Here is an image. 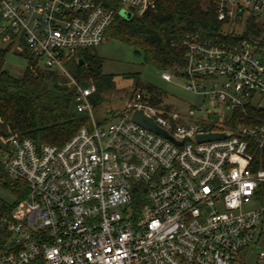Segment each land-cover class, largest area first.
<instances>
[{"label":"built area","instance_id":"1","mask_svg":"<svg viewBox=\"0 0 264 264\" xmlns=\"http://www.w3.org/2000/svg\"><path fill=\"white\" fill-rule=\"evenodd\" d=\"M118 2L107 9L94 0H0L1 30L24 38L38 65L75 87L77 111L91 120L61 147L13 136L0 151L2 170L28 186L7 222L13 239L0 264H245L242 252L264 216V207L245 210L264 184L248 137L263 148L264 118L223 126L236 113H264L263 41L186 36L183 66L162 79L184 80L198 100L190 115L207 112V122H187L137 92L115 123L100 126L92 117L96 87H81L66 65L104 44L123 11L142 17L153 7ZM217 15L226 26L250 17L264 23V0H219ZM137 111L175 142L133 122ZM222 132L233 136L197 141Z\"/></svg>","mask_w":264,"mask_h":264},{"label":"trees","instance_id":"2","mask_svg":"<svg viewBox=\"0 0 264 264\" xmlns=\"http://www.w3.org/2000/svg\"><path fill=\"white\" fill-rule=\"evenodd\" d=\"M104 8H120L118 0H94ZM153 7L142 17L133 16L130 20L117 18L106 33L131 46L135 54L146 64L156 67L160 72H173L182 67L186 48V36H199L201 39L238 42L245 39H262L264 35L254 20L248 23V29L242 35L228 36L226 23L218 21L217 2L209 0L208 9L202 7V0H152ZM1 29V24H0ZM252 32V33H251ZM264 34V33H263ZM8 35V34H7ZM21 40L27 51V67L22 76H14L5 70L8 49L0 48V151L12 136L27 138L38 145L48 144L61 147L70 141L84 126L90 125L87 113H79L76 108V88L56 71L44 69L37 64L29 52L22 37L9 34ZM4 35L0 32V40ZM261 36L263 38H261ZM80 60L69 63L71 75L77 83L87 88L96 87L91 98L92 105L101 101V92L114 86V76L103 73L104 60L90 50L79 53ZM80 61L83 62L80 65ZM73 70V72H72ZM126 78L134 79V90L146 91L153 96L152 103L160 105L163 94L153 86L140 82L137 74ZM249 117L236 113L233 121L225 123L223 128L234 127L241 122H253L255 118H264L263 112L248 111ZM236 130V129H232ZM251 151L256 152L255 169L264 171V146L256 150V138L249 136ZM0 188L6 191L13 202L0 198V252L7 250L12 243V234L7 222L15 206L28 195V186L22 180L11 179L0 167ZM256 201L264 206V184L261 185Z\"/></svg>","mask_w":264,"mask_h":264},{"label":"rangeland","instance_id":"3","mask_svg":"<svg viewBox=\"0 0 264 264\" xmlns=\"http://www.w3.org/2000/svg\"><path fill=\"white\" fill-rule=\"evenodd\" d=\"M209 6V0H202V7L204 9H208ZM251 19V17L239 19L234 25L226 26L225 29L228 32H232L234 35H240V33L247 31V26ZM252 20H254L256 26L260 27L263 36L264 23L254 18ZM0 32L4 35L0 40V48L9 50L5 60V70L9 71L14 76H22L27 67L26 57L28 53L22 45L21 40L9 35V32H5L1 29ZM262 36L261 38H263ZM90 51L104 60L103 73L115 77L114 86L104 89L101 92V101L97 105H93L92 117L96 124L108 126L115 123L125 109L130 97L134 93L141 92L139 90H134V79L126 78L128 75L135 74L138 75L140 82L155 87L163 94L162 102L159 105L160 107L163 105V107L170 109L172 113L177 114L181 119L187 122L208 121L207 112L203 114L197 113L194 116L190 115L193 107L198 103V100L185 89L184 80L174 79L172 82L164 81L162 79L163 72H160L156 67L150 64H146L141 57L135 54L131 46L114 41L113 38H107L104 44ZM66 66L68 69L70 68L69 64ZM141 93L149 95L146 91ZM151 97L153 98V96ZM214 107H218V105L214 104ZM223 111L228 115L230 114L228 111L222 110V112ZM0 198L7 202H13V198L1 188ZM262 207L264 206L260 202L253 200L245 207V210H257ZM260 251H264V216L258 228L255 244L242 252L241 258L244 260L245 264H264V261L258 259Z\"/></svg>","mask_w":264,"mask_h":264},{"label":"water","instance_id":"4","mask_svg":"<svg viewBox=\"0 0 264 264\" xmlns=\"http://www.w3.org/2000/svg\"><path fill=\"white\" fill-rule=\"evenodd\" d=\"M122 15H124V18L126 20H130L132 18L130 13L125 14L124 11L122 12ZM82 64H83V62L80 61V65H82ZM132 120H133V122L140 125L141 127L145 128L149 131H152L158 135L164 136L167 139L175 142L174 139L169 135V133H167L165 130H163L162 128L157 126L155 124V122L152 119L146 117L142 111L135 112L132 116ZM231 136H233V133H231V132L206 133V134L199 135L197 137V141L198 142L218 141V140L229 138Z\"/></svg>","mask_w":264,"mask_h":264}]
</instances>
